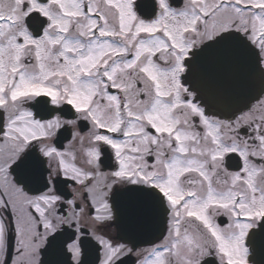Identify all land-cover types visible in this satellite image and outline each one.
I'll use <instances>...</instances> for the list:
<instances>
[{
	"label": "snow or ice",
	"instance_id": "obj_1",
	"mask_svg": "<svg viewBox=\"0 0 264 264\" xmlns=\"http://www.w3.org/2000/svg\"><path fill=\"white\" fill-rule=\"evenodd\" d=\"M0 264H264V0H0Z\"/></svg>",
	"mask_w": 264,
	"mask_h": 264
}]
</instances>
